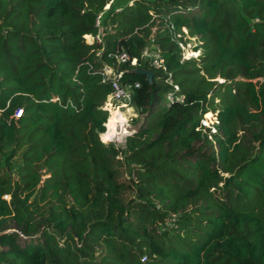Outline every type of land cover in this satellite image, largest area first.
<instances>
[{
	"label": "trees",
	"instance_id": "trees-1",
	"mask_svg": "<svg viewBox=\"0 0 264 264\" xmlns=\"http://www.w3.org/2000/svg\"><path fill=\"white\" fill-rule=\"evenodd\" d=\"M107 1L0 0V264H264V0H112L96 59ZM117 50L146 111L124 146L99 136Z\"/></svg>",
	"mask_w": 264,
	"mask_h": 264
},
{
	"label": "built area",
	"instance_id": "built-area-1",
	"mask_svg": "<svg viewBox=\"0 0 264 264\" xmlns=\"http://www.w3.org/2000/svg\"><path fill=\"white\" fill-rule=\"evenodd\" d=\"M129 3H132L133 0H128ZM112 0H108L106 4L103 6V11H99L95 16L94 25L97 30L95 33H86L84 37L90 41H96L101 44V47L96 50L95 57L99 59L103 53L104 49V40H103V22L102 15L104 10L110 7ZM120 8L117 7L116 10ZM172 28V25H171ZM178 45L180 47V52L182 58L185 56V44L187 42H183L178 38L179 33L174 34ZM112 56L114 58L115 63H107L104 62L99 70L101 81H110L111 83V91L107 94V98L103 103V108L108 111V115L106 118L105 131H108L109 127L107 125L108 119L111 115L112 110L118 109L123 113L124 119H116L114 122V133L109 139V141L114 142L117 139L124 138L130 135L132 132L136 130V128L130 123L132 116H135L134 111L138 108L133 105V94L135 88L139 87L140 83L138 81L135 82H123L122 81V68L119 65L121 63L126 62L130 59L129 54L125 50H117L113 52H109L108 56ZM140 57L147 60L151 65L157 68H161L165 73V81L168 84V87L165 89L163 93V103L165 106L170 105L173 101H183L185 98V94L180 90V87L176 81L173 80L171 72L166 69L163 58L160 56V48L155 43H150L143 47L140 52ZM131 63L135 64L137 62V58H131ZM90 67H92L90 65ZM21 113V109H18L15 112V116H19ZM207 111L204 113L206 115ZM203 114V115H204ZM200 123L203 127H208L210 132H214L216 130V124L218 123V119L214 122L207 123L204 116L201 117ZM210 136V135H209Z\"/></svg>",
	"mask_w": 264,
	"mask_h": 264
},
{
	"label": "rangeland",
	"instance_id": "rangeland-1",
	"mask_svg": "<svg viewBox=\"0 0 264 264\" xmlns=\"http://www.w3.org/2000/svg\"><path fill=\"white\" fill-rule=\"evenodd\" d=\"M183 30L186 33L187 30L185 28ZM187 38H188L187 41H186L187 43L185 44V56L183 57V59H185L187 57H190V56H196L200 52L199 49L198 50H194V45L196 44L195 37L194 36H188ZM218 80H222V79L218 78ZM160 102L163 103V95L160 98ZM151 106H153V105H151ZM149 108L150 107H148V109ZM135 112H136V114H135ZM134 114H135V116H132V118L130 120V123L132 125H134L136 129H138V127L144 123L146 111H142L141 109H138V110L136 109L134 111ZM202 116L205 117L207 123H211V122H214V121L217 120L216 113L212 109L207 110L206 115L204 114ZM111 126H112V124H111ZM112 128L113 127H111V129ZM99 136H100V138L102 140L109 141L108 138L107 139H103L102 136H101V133L99 134ZM125 139H126V137H125ZM125 139L124 138L117 139V140L114 141V144L117 145V146H124L125 145ZM213 145H214V148L216 150V148L218 147V144L215 143L214 140H213ZM6 197H8V196L6 195ZM9 226H14V223L12 221H9Z\"/></svg>",
	"mask_w": 264,
	"mask_h": 264
},
{
	"label": "bare ground",
	"instance_id": "bare-ground-1",
	"mask_svg": "<svg viewBox=\"0 0 264 264\" xmlns=\"http://www.w3.org/2000/svg\"><path fill=\"white\" fill-rule=\"evenodd\" d=\"M116 119H124L123 113L118 109L112 110L111 115H110L108 122H107L109 129H108V131L101 133V136L103 139L110 138L112 136V134L114 133V122ZM111 124H112V126H111ZM111 127H113V128L111 129Z\"/></svg>",
	"mask_w": 264,
	"mask_h": 264
},
{
	"label": "water",
	"instance_id": "water-1",
	"mask_svg": "<svg viewBox=\"0 0 264 264\" xmlns=\"http://www.w3.org/2000/svg\"><path fill=\"white\" fill-rule=\"evenodd\" d=\"M136 71H138L140 73H144L147 81L151 80L152 75H153V72L151 70L140 68V69H136ZM0 249H1V246H0Z\"/></svg>",
	"mask_w": 264,
	"mask_h": 264
},
{
	"label": "crops",
	"instance_id": "crops-1",
	"mask_svg": "<svg viewBox=\"0 0 264 264\" xmlns=\"http://www.w3.org/2000/svg\"><path fill=\"white\" fill-rule=\"evenodd\" d=\"M134 126V125H133ZM135 127V126H134ZM102 133V132H101Z\"/></svg>",
	"mask_w": 264,
	"mask_h": 264
}]
</instances>
